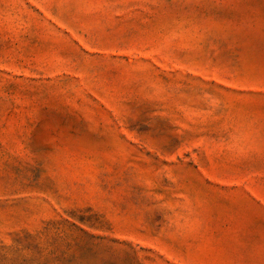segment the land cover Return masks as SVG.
<instances>
[{"label":"rangeland","instance_id":"374dc122","mask_svg":"<svg viewBox=\"0 0 264 264\" xmlns=\"http://www.w3.org/2000/svg\"><path fill=\"white\" fill-rule=\"evenodd\" d=\"M0 264H264V0H0Z\"/></svg>","mask_w":264,"mask_h":264}]
</instances>
